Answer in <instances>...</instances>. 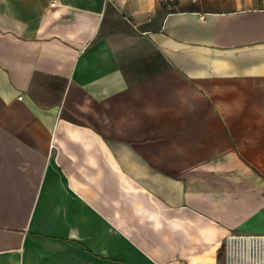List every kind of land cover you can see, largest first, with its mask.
<instances>
[{
	"label": "crops",
	"instance_id": "obj_1",
	"mask_svg": "<svg viewBox=\"0 0 264 264\" xmlns=\"http://www.w3.org/2000/svg\"><path fill=\"white\" fill-rule=\"evenodd\" d=\"M27 1L0 0V264H220L264 234V0ZM211 162L243 171L222 201L187 179Z\"/></svg>",
	"mask_w": 264,
	"mask_h": 264
},
{
	"label": "rangeland",
	"instance_id": "obj_2",
	"mask_svg": "<svg viewBox=\"0 0 264 264\" xmlns=\"http://www.w3.org/2000/svg\"><path fill=\"white\" fill-rule=\"evenodd\" d=\"M46 3H50V2H45L42 0H28L27 1V6H28V22H35L36 19L39 17L41 10L43 8V6ZM16 3L12 2V5L14 6ZM17 4H19V2H17ZM38 16V17H37ZM218 164L220 163V169L219 171H215V170H200V171H195V170H189V176H188V180H189V186L192 188H196V187H206L207 185H213L214 187H219V195H220V199L225 200V198H227L228 194H229V190L230 188H232L233 186H235L236 184L240 183L239 181H237V178L242 177V173L243 171H236L235 174L233 172V169H231L232 171L230 172L227 168L229 165L230 168V164L232 162H211L210 164ZM252 173H247L246 176L249 177L250 179L252 178L253 180L256 179L254 177V172L255 175H259V169L264 170V162H252ZM190 173L192 174V176L190 175ZM194 173V175H193ZM199 174L198 176L195 175ZM236 175V176H235Z\"/></svg>",
	"mask_w": 264,
	"mask_h": 264
},
{
	"label": "built area",
	"instance_id": "obj_3",
	"mask_svg": "<svg viewBox=\"0 0 264 264\" xmlns=\"http://www.w3.org/2000/svg\"><path fill=\"white\" fill-rule=\"evenodd\" d=\"M223 258L220 264H264V234L228 235L225 239Z\"/></svg>",
	"mask_w": 264,
	"mask_h": 264
}]
</instances>
